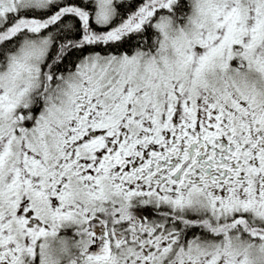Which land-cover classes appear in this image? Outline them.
<instances>
[{"label": "snow or ice", "instance_id": "obj_1", "mask_svg": "<svg viewBox=\"0 0 264 264\" xmlns=\"http://www.w3.org/2000/svg\"><path fill=\"white\" fill-rule=\"evenodd\" d=\"M0 264H264V0H0Z\"/></svg>", "mask_w": 264, "mask_h": 264}]
</instances>
